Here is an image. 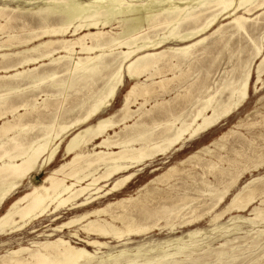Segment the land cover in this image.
<instances>
[{
	"label": "bare ground",
	"instance_id": "1",
	"mask_svg": "<svg viewBox=\"0 0 264 264\" xmlns=\"http://www.w3.org/2000/svg\"><path fill=\"white\" fill-rule=\"evenodd\" d=\"M260 28L264 0H0V240L58 212L79 213L33 243L28 257L29 247L7 249L0 264H195L211 251L219 264L237 262V247L221 248L240 239H227L239 226L220 220L252 208L251 218L229 222L264 225V175L241 187L264 168V37L252 36ZM235 37L252 48L238 47L236 64L211 82L212 51L231 48ZM126 84L121 107L103 117ZM237 116L190 156L154 168L134 194L116 195L160 157ZM61 152L64 162L38 182ZM26 181L29 191L15 198ZM206 219L227 239L215 250L195 229L157 248L100 258L89 251L108 247L100 239L126 244ZM72 226L77 243L56 235ZM122 255L131 259L122 263Z\"/></svg>",
	"mask_w": 264,
	"mask_h": 264
},
{
	"label": "rangeland",
	"instance_id": "2",
	"mask_svg": "<svg viewBox=\"0 0 264 264\" xmlns=\"http://www.w3.org/2000/svg\"><path fill=\"white\" fill-rule=\"evenodd\" d=\"M241 13H243V11ZM258 14L259 13H257L254 16H252L251 18L252 19L255 18V16H257ZM226 23H228V20L224 21V24H226ZM258 32H259V34H258ZM252 36L257 41L261 40L264 37V29L260 28L259 30L255 31L254 35H252ZM243 38L244 37H235V41H234V39L232 40L231 48H229V49H221L219 47L218 49L215 48L213 50L214 53L212 51V55L217 57V59H216L217 60L216 61L217 64L215 63V65H214V68H213L214 70H213V73H212L211 82H213V81L215 82V81L219 80L221 77H223L226 74L227 71H230L232 69L234 64H236L237 58L239 56L238 54L240 52L238 47L243 46V47H246V48H252V45H251L252 42L248 41L246 38H244V39ZM235 42H237V43H235ZM225 50H227V51H225ZM219 55H221V56H219ZM244 56H246V53H245V55H243V57ZM228 57H230V58H228ZM210 58H209V60H210ZM209 60H208V63L210 62ZM255 63H256V61L253 64L252 70L254 68ZM253 81H256V75L254 76V80ZM130 86H131V84H126L125 87H121V89L118 91V94L116 95V97L112 101V104H114V108L106 111V113H104L103 117L109 116L110 114L114 113L115 111H117L121 107L124 95H125V93L127 92V90L129 89ZM45 87H47V85L46 86L44 85V87L42 86V89L45 88ZM37 93H39V92H37ZM42 97H43V94L41 95V97L39 99H41ZM43 98H45V97H43ZM256 100H257V97L255 96L254 90L252 88L251 89L250 107H254V104H255ZM238 118H239V116H237L236 118L232 119L231 121H228L226 125L221 126L219 129L215 130L213 128L212 129V133L210 131L208 133L209 135L206 134L204 138H202L200 140H197L195 142H191L190 144L186 145L183 148L182 152L179 153L178 155L171 156L170 158H168L166 160L165 159H161L162 157H160L156 162H154L153 164H150L149 166H147L145 168V170L143 171V173H140L141 175L139 174L137 177H135L133 179V182L135 181L136 183L134 182V184H133V182H131V181L128 183L127 186H128L129 189L125 193L122 194V191L119 190V192L118 191L115 192L116 195H118V196L122 195L121 197H125V196H128L129 194H134V192L136 191V189L138 187H140L141 185H144L147 181H149L154 176V174L151 173V171L154 168H164V167H166L167 164H175L176 162H178V161H180L182 159H185L186 157L190 156L194 151L199 149L201 146L209 144L213 139H215L221 133H223V132L227 131L229 128H231L232 125L237 121ZM213 130H215V131H213ZM59 154L60 155L58 156L55 164L52 167H50V169H47L46 171L42 172L41 175H37L35 177L38 182H40L50 172L51 169L59 166L60 164H62L64 162V153L61 152ZM262 175H264V168L261 169L260 171H257V172H250V173L248 172L244 176V179L241 182V187L244 186L245 184H247L246 182L251 181L252 178H257V177H260ZM24 184H25L24 187H22V189L19 190V194H17L15 196V198L17 196L24 195L26 192L29 191L30 184L27 181ZM231 200H232L231 197L228 198L226 200V203L222 206V208H224L227 204H229L231 202ZM9 203L6 205V207L9 205ZM260 204H261V201L259 200V201H257L254 204V206H260ZM251 209L252 208H250L248 211H246L244 213H236L234 211L231 212V213H226L224 215V217L220 220L221 224H228L230 228H232L234 226H239V229H240V231L235 232L234 235H232L233 234L232 233L230 235V237L227 238L229 240H232L234 238H240V239L237 240L236 242H233V243L225 246L224 248H221V250H226V249H229L230 247L233 246V247H237V252L239 250L238 248H240L239 252L238 253L236 252L234 254V256L238 255V260L234 264H238V263L239 264H241V263L242 264H264V256H263V254H264V234H263L264 233V225L252 226V225H250L248 223H244V222H238V223L229 222L232 217H235L237 215L242 216V217L251 218L252 217V216H250ZM75 215H79V213L78 214H74V213H71V212L61 211V212L57 213L56 217L58 218V220H56L54 222L51 221V218H54L55 216H51V218H48V219L47 218H43V219H40L39 221H36L33 225L28 227L22 233L20 232V233L14 235V237L7 238L6 239L7 242H6L5 245L3 244L2 240H0V254L4 255L5 251L7 249H17L20 246H23V247H29L30 248L29 251H27V252L22 254V257H28L31 253L35 252V250H36V248L33 247V243L45 242L46 240H48V238L44 236L45 233L49 232L51 230V228H56V227H58V226H60V225H62L64 223L69 222V220H71ZM119 226L122 227L121 224ZM213 228H214V226L209 223L208 219H206L202 223H200L198 226L193 227L190 230H186V229L179 230L178 229V231L174 232L173 234H169V230H168V228H166L164 231H162V233H160L159 231H156L153 234H151L150 236H145V237H141V238L134 237V238H132L131 241H128L126 244L125 243H119L116 240L100 239L101 242L108 243V247H104L103 249L89 248V251L91 253H93V254L97 252V254H98L97 258H100L102 256H106V255H110V254L117 255L123 249H133V248L138 247L140 245H143L145 243H147L149 248H157V247H159V245H161V243H163V241H165V240H167L169 238L180 237L183 234H185V233H187L189 231L195 230V229H201V230L204 231L203 232V236L200 239H206L205 242H212L213 250H215L216 248H220L218 246H220L221 243H224L227 239L225 237L222 238L223 231L211 232ZM35 229H37L38 231L33 232V230H35ZM78 229H79L78 226H72V227H70V229L69 228L68 229L67 228L62 229V231L61 232H57L56 235L57 236H62L63 238H65L67 240H71L72 243H77L76 240L70 239L69 234H70V232H74V231H76ZM248 232H249V234H248ZM261 233L263 234L262 237H261ZM80 235H81L82 238H86V235L83 234L82 232L80 233ZM257 237H258V240H257ZM254 240H255V242H254ZM251 242H252V244H251ZM253 242L256 243V244H254ZM78 243L81 244L82 246H84L83 243H80V242H78ZM79 244H78V246H80ZM251 246H253V247H251ZM205 249L207 250L208 248L205 247ZM245 251H247V252H245ZM158 253L159 252L154 251L153 253L150 254V256H156V255H158ZM251 253H254V254H251ZM213 255H214V253H213V251H211V252H209V255L206 256L207 258L206 259L204 258L205 260H201L199 263L195 262V264H205V263L206 264H219V261H217V258H214L215 260L212 258ZM246 258H248V259H246ZM129 259H131V257L130 256L127 257L126 255H122L121 258H120L122 263H126V261H128ZM115 262L113 261L112 264H115ZM201 262H204V263H201Z\"/></svg>",
	"mask_w": 264,
	"mask_h": 264
}]
</instances>
